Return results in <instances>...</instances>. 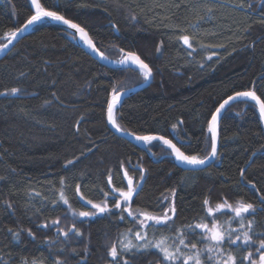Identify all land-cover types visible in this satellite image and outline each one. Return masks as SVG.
I'll list each match as a JSON object with an SVG mask.
<instances>
[{
  "label": "trees",
  "instance_id": "obj_1",
  "mask_svg": "<svg viewBox=\"0 0 264 264\" xmlns=\"http://www.w3.org/2000/svg\"><path fill=\"white\" fill-rule=\"evenodd\" d=\"M245 2H251V9L235 7L239 0H40L45 8L84 27L107 57L120 59L123 48L135 52L152 69L149 84L116 107L120 127L167 137L186 155L201 157L210 150L208 121L224 98L252 88L255 81L257 95L264 100V0ZM204 6H214L213 13L199 20L197 13L203 16ZM34 11L31 0H0V43ZM182 35L197 37L190 40L194 50L179 40ZM197 41L207 47H199ZM142 80L134 67H112L90 56L76 43L72 30L50 18L35 23L0 57V93L20 89L0 95V264H55L58 258L65 264H111V245L119 248L127 229L138 230L127 213L124 220L119 219L121 212L111 195L107 197L111 213L73 215L59 200L61 177L71 208L78 213L91 210L87 200L104 201V192L126 190L125 170L139 179L133 166L145 168L143 188L129 206L162 214L174 201L177 214L171 227L148 230L150 238L168 236L171 246L179 243L177 228L201 222L211 226L234 215L224 209L206 217L205 198L213 208L224 200L262 207L264 133L255 104L249 99L231 102L219 115L214 161L200 168H183L173 162L162 141L135 143L106 124L105 106L113 84L119 90ZM109 169L112 185L108 184ZM77 184L84 199L76 193ZM57 218L60 228L75 225L82 236L72 232L65 238L58 236L56 227L42 226ZM247 220L255 221L254 244L231 248L241 256L254 252L264 239L260 235L264 211L246 215ZM231 227L238 228L239 221L234 220ZM133 233L124 237L125 242L134 241ZM182 238L190 247L204 234L195 229ZM205 245L206 241L198 247ZM224 247L229 249L227 243ZM127 258L130 264H162L163 259L157 249Z\"/></svg>",
  "mask_w": 264,
  "mask_h": 264
},
{
  "label": "snow or ice",
  "instance_id": "obj_2",
  "mask_svg": "<svg viewBox=\"0 0 264 264\" xmlns=\"http://www.w3.org/2000/svg\"><path fill=\"white\" fill-rule=\"evenodd\" d=\"M11 2V0H10ZM31 5L34 6V14L31 15L24 24L15 30L11 31L8 34L7 43H0V51H4L8 48V46L13 42V39L17 37L19 33L24 32L27 27L43 20L44 18H50L54 21L62 22L67 25L70 29H75L76 33H79L81 39L84 43L94 52H96L101 59H108L104 52L100 51L96 48L92 39L88 37L87 32L84 27H81L79 23H74L72 20L66 19L64 15H62L59 11L50 10L45 8L40 0H31ZM81 7H85L87 5H80ZM163 7V5H159ZM177 8L180 6L179 4L175 5ZM223 6V5H221ZM14 7V6H13ZM235 7L241 9H251V2L246 3L245 0H239V3L235 5ZM214 6H204L203 12L204 15L200 16L197 13V19L203 20L206 17L211 18L213 13ZM135 19V15L132 17ZM261 22H264V16L261 17ZM193 27H198V25H192ZM115 27V26H113ZM184 31V29H181ZM179 40L183 42L184 45L188 47V49H193V44L190 43V40H197L196 36L182 35L179 37ZM199 47L205 48L207 47L203 43H200ZM162 43V42H161ZM218 47H222V45H218ZM157 52L161 51V46H157ZM194 50V49H193ZM120 59L113 61L116 64H122L126 66H135L140 75L146 81L150 79L152 76V69L149 67L147 63L144 62L143 59L140 58L135 52H125L123 48L119 49ZM188 55L191 56L192 52L189 51ZM212 55H215L213 53ZM211 59V55L207 57ZM23 75V74H21ZM255 81H253V87L249 88L245 91L235 92L233 95L228 96L219 107L216 108L215 112L212 114L211 122L209 123V131L211 132V150L204 155L203 157L199 155H186L184 151H181V148L177 147L176 144L172 142V140L167 139L164 136L157 135H144V136H135V139L144 141L145 143H150L152 141H162L164 145L171 149V154L175 156L176 160L181 163H186L189 165H204L209 158H214L218 155V146H217V117L218 114L222 112L230 104L231 101L236 100L238 98H247L255 102L256 106H258L260 119L264 121V100L261 99L259 95H257V91L255 90ZM112 92L110 98L107 102V122L112 125L113 128L118 132H124L125 129L120 127L116 123V118L114 116V110L116 109L118 103L122 100V94L125 89L120 88L117 90V85L113 84ZM20 91L18 88H12L10 90H5V92L0 93V95L5 94H16ZM55 95V93H53ZM45 103H48L46 101ZM83 117L77 120V125L82 121ZM174 129L177 125L172 126ZM78 130V129H77ZM90 151V150H89ZM155 154V153H153ZM73 161H66V164H72ZM134 170L139 171V179H135V177L130 176L128 171H124V178L127 180L126 190L123 188H113L112 192H104L105 200L102 203H94L92 200H87L86 203L91 206L94 211H80L76 212L71 208L68 197L65 195L64 185L65 178L61 177L59 189V200L63 202V204L68 205L69 210L72 211L73 215H78L79 217L87 218L96 216L98 214H107L111 213L112 209L109 206L107 201V197L110 195L113 199L116 200L114 205L115 209L120 210L121 215L119 219L124 220L125 217L123 213H127L129 217H132L133 221H135L138 230L134 231L129 228L122 234V239L120 241L119 248L116 243H113L108 250V255L112 258L111 264H118L119 261H123V264H130V260L127 258V255H134L140 253H146L150 249H157L159 253L162 255V264H264V239L259 240V244L256 245L255 251H248L244 255H238L234 253L231 248L232 246L243 247L249 246L251 247L254 244L253 241V228L255 221L247 220L245 223L246 215L252 214L256 211H264V197L260 198V207L259 209L255 204L251 202H240L237 201L234 205L229 203L227 200H224L223 203L217 204L215 208L210 207V201L208 198H205L203 204L207 208L206 217L214 216L215 214L221 213L224 209H229L234 215L227 221L223 223L213 222L211 226L208 223H196L195 225H187L181 228L176 229L177 239L179 243L175 246H171L168 244L169 237L164 235L163 233L160 235V238H150L149 237V229H155L158 226L171 227L174 217L177 214V208L175 206L174 201L169 204L167 208H164L162 214H152L146 211L133 210L129 205L133 201L134 196L139 194V191L143 188V181L146 173V169L143 167L133 166ZM121 168H124V163H121ZM240 176L243 179L245 176L244 169L240 170ZM252 182L249 181V184ZM108 184H113V175L112 170L109 169L108 176ZM173 194L175 193V189L172 190ZM76 193L80 196L81 199H84L81 194V185H76ZM39 195V193H36ZM118 195V198H117ZM165 202H167V198H165ZM53 204H56L57 201L53 200ZM11 207V205H8ZM206 217H202L201 219H205ZM234 220L239 221L238 228H232L231 224ZM60 220L57 218L56 220L51 221L50 224L45 223L42 225L43 227L54 226L57 229L58 236H63L67 238L70 233L75 232L77 236H82V233L75 225L70 229H62L59 227ZM227 225V227L225 226ZM195 229L201 230L204 234L203 240H198L197 242L189 244L186 243V240L182 237L191 234ZM9 232H12V229H9ZM128 233H133V239L129 238L125 242L124 237L128 236ZM242 233V235L237 234ZM29 235H32L29 230ZM260 235H264L261 233ZM13 236L18 238L19 232L13 233ZM207 242V246L204 248L198 247L199 243ZM227 243L229 245V249L226 251L223 245ZM183 246V248L181 247ZM188 249L186 253L183 249ZM75 251V250H73ZM86 251V249H85ZM127 254V255H125ZM258 257V259H257ZM27 264V261L24 262ZM33 264H36L33 261ZM55 264H65L64 261L59 258L55 261Z\"/></svg>",
  "mask_w": 264,
  "mask_h": 264
},
{
  "label": "water",
  "instance_id": "obj_3",
  "mask_svg": "<svg viewBox=\"0 0 264 264\" xmlns=\"http://www.w3.org/2000/svg\"><path fill=\"white\" fill-rule=\"evenodd\" d=\"M50 10H52V9H50ZM34 14V12L31 14V15H33ZM30 15V16H31ZM29 16V17H30ZM28 17V18H29ZM27 18V19H28ZM66 18V17H65ZM26 19V20H27ZM44 19H46V18H44ZM25 20V21H26ZM52 20V19H51ZM69 20H71V19H69ZM25 21H24V23H25ZM73 21V20H72ZM40 22V21H39ZM52 22H54V23H57V24H60V25H63V26H65V27H67L68 28V26L67 25H65V24H63L62 22H58V21H54V20H52ZM74 22V21H73ZM23 23V24H24ZM38 23V22H37ZM74 23H76V22H74ZM35 24H33V25H31V26H29V27H27V29L24 31V32H22V33H19L18 35H17V37L16 38H14L13 39V42L8 46V48L6 49V50H4V51H0V57H2L11 47H12V45L18 40V39H20L21 37H23L28 31H30L31 30V28L34 26ZM82 27V26H81ZM70 29V28H69ZM70 30H72L74 33H75V41H76V43L79 45V46H81L90 56H92V57H94L95 59H97V60H99V61H101L102 63H104V64H106V65H108V66H112V67H117V68H125V67H130V66H126V65H122V64H116V63H113V61H115V60H117V59H112V58H109L108 57V59H101L100 57H99V55L96 53V52H94V51H92L85 43H84V41L81 39V36H80V34L79 33H76V31H75V29H70ZM86 31V30H85ZM87 32V31H86ZM88 34V33H87ZM88 37L90 38V36H89V34H88ZM8 39V38H7ZM7 39H6V41L4 42V43H7ZM91 39V38H90ZM101 51V50H100ZM131 67H134V68H136L135 66H131ZM152 77V76H151ZM151 77H150V79H148V80H142L141 82H139V83H137V84H134V85H132V86H129V87H126V88H124L125 89V91L123 92V94H122V99L124 98V97H126V96H128L129 94H131V93H133L134 92V90L136 91V90H139V89H141V88H145V86H147L148 84H149V82H150V80H151ZM234 93H232V94H230L229 96H231V95H233ZM110 95H111V93L109 94V96H108V100H109V98H110ZM228 97V96H227ZM227 97L226 98H224L219 104H218V106L217 107H219V105L225 100V99H227ZM239 99H247V98H243V97H241V98H238V99H236V100H239ZM108 100H107V102H108ZM250 100V99H249ZM233 101H235V100H233ZM233 101H231V102H233ZM121 102V101H120ZM119 102V103H120ZM230 102V103H231ZM251 102H253L254 104H255V102L254 101H252L251 100ZM119 103H118V105H119ZM117 105V106H118ZM255 106H256V104H255ZM216 107V108H217ZM227 107V106H226ZM256 108H257V110H258V113H259V109H258V106H256ZM216 110V109H215ZM215 110H214V112H215ZM115 111V110H114ZM223 111V110H222ZM213 112V113H214ZM105 121H106V124L108 125V127L114 132V133H116L117 135H119V136H122V137H124V138H126V139H128V140H130V141H132V142H135V143H138V142H144V141H140V140H137V139H135V136H144V135H157V136H161V135H158V134H137V133H134V132H130V131H124V132H118V131H116V129L115 128H113L112 127V125L111 124H109L108 122H107V103H106V106H105ZM212 113V114H213ZM219 115L220 114H218V117H217V146H218V120H219ZM260 115V114H259ZM211 119H212V115H211V117H210V119H209V121H208V131H209V123L211 122ZM261 120V119H260ZM261 124H262V129H263V133H264V121H262L261 120ZM209 133H210V139H211V132L209 131ZM167 138V137H166ZM167 139H169V138H167ZM173 142V141H172ZM174 143V142H173ZM175 144V143H174ZM177 146V145H176ZM178 147V146H177ZM168 148V147H167ZM168 150H169V153H168V155L170 156V158L173 160V162L175 163V164H177L178 166H180L181 165V167H183V168H200V167H204V166H206V165H208V164H210L211 162H213L214 161V159L216 158V157H214V158H209V160H207L206 162H205V164L204 165H189V164H186V163H181V162H179V161H177L176 160V158H175V156L174 155H172L171 154V149L170 148H168ZM210 150H211V140H210ZM209 150V151H210Z\"/></svg>",
  "mask_w": 264,
  "mask_h": 264
},
{
  "label": "rangeland",
  "instance_id": "obj_4",
  "mask_svg": "<svg viewBox=\"0 0 264 264\" xmlns=\"http://www.w3.org/2000/svg\"><path fill=\"white\" fill-rule=\"evenodd\" d=\"M103 201H98V202H94V203H102ZM90 211H94L92 208H91V210ZM163 213V212H162ZM158 214H161V213H158ZM225 245V244H224ZM224 245H223V247H224ZM207 246V242H206V245H205V247ZM224 249H225V247H224ZM226 250V249H225ZM227 251V250H226Z\"/></svg>",
  "mask_w": 264,
  "mask_h": 264
},
{
  "label": "bare ground",
  "instance_id": "obj_5",
  "mask_svg": "<svg viewBox=\"0 0 264 264\" xmlns=\"http://www.w3.org/2000/svg\"><path fill=\"white\" fill-rule=\"evenodd\" d=\"M137 69V68H136Z\"/></svg>",
  "mask_w": 264,
  "mask_h": 264
}]
</instances>
